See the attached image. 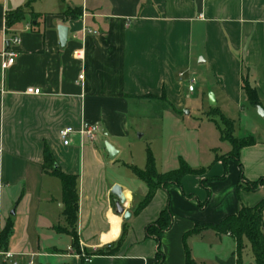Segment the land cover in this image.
Wrapping results in <instances>:
<instances>
[{
  "label": "crops",
  "instance_id": "0c3cea01",
  "mask_svg": "<svg viewBox=\"0 0 264 264\" xmlns=\"http://www.w3.org/2000/svg\"><path fill=\"white\" fill-rule=\"evenodd\" d=\"M23 8L27 16L7 28V12ZM60 26L69 29L65 47ZM9 49L16 57L3 70L1 53ZM197 68L222 115L234 109L250 124L264 118L258 110L264 111V0H0V237L12 226L6 251L0 245L11 257H0V264H158L157 240L147 237L146 227L168 205L174 219L161 238L163 264H186V246L197 264H212L208 251L226 243L230 253L215 261L256 264L249 246L238 257L230 235L209 230L184 238L197 225L218 223L264 198V185L249 191L242 181L264 179V137L256 127L241 129L256 138L242 149L241 166L218 156L208 168H192L199 174L182 180L189 198L170 185L134 214L147 185L134 188L111 176L119 165L134 167L120 159L119 145L130 136L131 110L148 101L146 95H165L158 101L173 105L176 114L181 106L175 98L191 77L196 84L190 70ZM244 80L256 89L260 106L249 104ZM84 123L101 126L96 141L78 134ZM66 127L76 132L70 145L59 137ZM106 143L118 151L113 160ZM46 149L56 168L78 178V244L64 216L61 180L44 168ZM227 170L224 180L214 179ZM117 184L129 221L116 212ZM105 247L115 252L95 255ZM198 248L207 255L199 257Z\"/></svg>",
  "mask_w": 264,
  "mask_h": 264
},
{
  "label": "rangeland",
  "instance_id": "374dc122",
  "mask_svg": "<svg viewBox=\"0 0 264 264\" xmlns=\"http://www.w3.org/2000/svg\"><path fill=\"white\" fill-rule=\"evenodd\" d=\"M29 12V9L23 8L18 15L26 17ZM202 69L190 70L197 77L196 91L189 92L187 84L185 92L175 98V104L181 106L176 114L170 110V106L160 101L141 102V106L131 110L130 136L119 143L122 149L121 160L143 170L146 167L148 150H150L155 157L159 173L178 169L181 160L193 169H203L208 168L218 156L233 155L232 145L221 137V130L225 129L226 134L233 139H239L249 135L241 131L242 128L249 131V128L256 127L254 132L264 137V118H258V122L250 124V121L248 123V120L240 117V113L234 109L230 110V115L225 114L226 117L232 116L230 118L234 119V130L230 131L222 120L221 113L213 110L209 103V91L203 88ZM187 77L184 79L185 82L188 81L189 77ZM250 132L253 131L250 130ZM112 175L116 176L120 182L128 180L134 188H137L140 182L134 176L132 169L126 166L119 165L118 170H114ZM243 186L247 189L250 185L245 183ZM257 186L260 187L261 184ZM202 229L201 232L209 231V229ZM230 245L226 243L221 248L208 251L211 252L212 264H220L215 261V255L218 257L228 255L231 251ZM196 252L199 257L207 255V249L198 248Z\"/></svg>",
  "mask_w": 264,
  "mask_h": 264
},
{
  "label": "trees",
  "instance_id": "16d2710c",
  "mask_svg": "<svg viewBox=\"0 0 264 264\" xmlns=\"http://www.w3.org/2000/svg\"><path fill=\"white\" fill-rule=\"evenodd\" d=\"M19 10L15 11H8L6 15V22L7 28H11L16 22L20 21L23 17L19 14ZM75 17L80 15V12L73 11L72 12ZM243 88L246 91L248 96V102L253 107H258L261 105L259 100L257 91L254 87L251 86L249 81L244 80ZM148 101L159 102L158 100L165 101V95L162 97H156L154 95H146L143 97ZM170 107L176 111V108L170 104ZM213 110L218 111L217 107H214ZM222 120L225 122L226 126L230 129L231 132L234 130V123L225 115H222ZM222 138L229 141L232 145L233 155L226 156L224 158V162L227 165V158L234 159L236 162H240L241 151L244 147L256 143V138L252 135H247L243 138L233 139L231 136L226 134L225 129L221 130ZM45 170L51 169L53 174L57 176L62 183L63 195L64 200L66 203V209L64 211V216L66 218L67 224L71 228V232L75 237V243L78 244V238L76 235L75 225L77 222V215H78V191H77V183L78 178L75 175H68L62 172L59 168L55 167V160L51 152L46 149L45 151ZM136 177L144 182L147 187L148 191L146 195L143 197L142 201L133 208L134 214L140 213L153 199L155 193L160 188L168 189V186L175 185L177 186L183 193L184 196L190 197L187 195L183 189L182 180L188 174H199V171L193 170L184 160L180 161V167L175 170H171L166 173H159L156 160L150 150H148L147 155V163L145 169H138L136 167H131ZM227 171L222 177L214 178L215 180H224L226 178ZM243 178V184L247 183L249 188L246 190L255 191L259 187L258 184L264 185V179H260L257 182H251L247 179ZM201 184L206 186L205 181H202ZM211 194L209 192L208 199L204 203H199L200 208H204L210 200ZM173 214L170 209V205H168L160 214V217L154 223L148 225L146 227V235L147 237H155L157 240V261L158 264H163L164 262V253L162 251L161 246V238L163 234L169 230L173 225ZM206 230H213L218 235H230L237 245V254L238 257L242 255L244 250L249 246L250 250L252 251L254 260L256 264H264V198L260 200L256 205L247 207L244 206L242 209L233 215L227 216L224 220L218 223H209L203 225H197L193 230L189 231L185 234L184 238H186L191 233H198L201 232L203 229ZM60 230H64L63 228H59ZM12 232V226L7 225L0 237V245L1 249L5 250L8 247V240L10 234ZM122 239L116 244V247L120 246ZM6 251V250H5ZM115 250L108 249L107 247L96 251L95 255H107L110 253H114ZM186 264H197L195 261L191 259L190 249L186 246Z\"/></svg>",
  "mask_w": 264,
  "mask_h": 264
},
{
  "label": "built area",
  "instance_id": "2783aa9c",
  "mask_svg": "<svg viewBox=\"0 0 264 264\" xmlns=\"http://www.w3.org/2000/svg\"><path fill=\"white\" fill-rule=\"evenodd\" d=\"M14 44H18L20 42V39L18 37H14L11 40ZM10 45V41H9ZM1 56L3 58V64L2 68L3 70H6V68L10 67L13 65L15 57H16V52L13 49L5 50L3 53H1ZM185 76V73L181 72L179 74V77L183 79ZM188 90L190 92H193L195 90V78L191 77L189 80L188 84ZM40 90L36 89L34 93L39 94ZM101 131V126L99 124H93V123H84L80 131H78V134L81 137L87 138L89 141L94 142L97 140L98 135ZM76 134L75 130L72 127H66L64 129H61L59 131V137L60 140L64 145H70L71 143V138L72 136ZM0 257H6L9 258L11 257L10 253H5L2 250H0Z\"/></svg>",
  "mask_w": 264,
  "mask_h": 264
},
{
  "label": "water",
  "instance_id": "95a60500",
  "mask_svg": "<svg viewBox=\"0 0 264 264\" xmlns=\"http://www.w3.org/2000/svg\"><path fill=\"white\" fill-rule=\"evenodd\" d=\"M69 29L66 26L59 27L60 42L63 47L66 46ZM209 103L212 107L217 105L214 95H210ZM259 114L264 117V111L261 107H258ZM189 114V112H187ZM106 151L109 154L111 160L115 159L118 155L117 149L110 143H106ZM112 194L117 198L116 200V212L123 216L125 221H129L132 217L131 213L125 209L127 204V198L124 193V189L121 185H115L112 188Z\"/></svg>",
  "mask_w": 264,
  "mask_h": 264
},
{
  "label": "bare ground",
  "instance_id": "6f19581e",
  "mask_svg": "<svg viewBox=\"0 0 264 264\" xmlns=\"http://www.w3.org/2000/svg\"><path fill=\"white\" fill-rule=\"evenodd\" d=\"M115 218V217H114ZM114 220V219H113ZM116 224V222H114ZM113 236V234L111 236L105 237V241L109 240L111 237Z\"/></svg>",
  "mask_w": 264,
  "mask_h": 264
}]
</instances>
